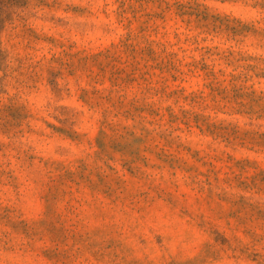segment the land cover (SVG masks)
Listing matches in <instances>:
<instances>
[{
  "label": "rangeland",
  "instance_id": "1",
  "mask_svg": "<svg viewBox=\"0 0 264 264\" xmlns=\"http://www.w3.org/2000/svg\"><path fill=\"white\" fill-rule=\"evenodd\" d=\"M0 264H264V0H0Z\"/></svg>",
  "mask_w": 264,
  "mask_h": 264
}]
</instances>
